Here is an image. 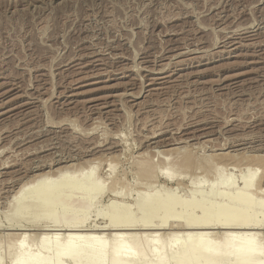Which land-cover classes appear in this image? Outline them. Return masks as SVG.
Masks as SVG:
<instances>
[{"label": "rangeland", "instance_id": "obj_1", "mask_svg": "<svg viewBox=\"0 0 264 264\" xmlns=\"http://www.w3.org/2000/svg\"><path fill=\"white\" fill-rule=\"evenodd\" d=\"M158 150L182 170L190 157L214 156L228 166L222 175L252 164L264 188V0H0V230L15 223V190L29 176L68 167L70 175L77 165L105 184L119 173L124 189L106 185L89 205L85 225L104 222L96 213L110 204L129 207L143 191L176 185L135 175V161L156 163ZM190 169L174 173L185 175L179 189L194 180ZM214 176L198 179L205 186ZM67 205L50 213L79 214ZM11 232L5 249L19 242ZM23 245L44 251L37 235ZM102 264L113 263L106 255Z\"/></svg>", "mask_w": 264, "mask_h": 264}, {"label": "bare ground", "instance_id": "obj_2", "mask_svg": "<svg viewBox=\"0 0 264 264\" xmlns=\"http://www.w3.org/2000/svg\"><path fill=\"white\" fill-rule=\"evenodd\" d=\"M158 151L156 154L159 155L168 156L171 154L170 148L165 149V152H161V154L160 151L164 150ZM159 155L158 158L161 159L156 160L157 164L153 158H138L139 161H135V165H137L135 175L141 176V182L142 180L151 182L160 176L168 183L175 182L176 185L167 187L161 184L163 189L157 190L163 191L161 195L159 194L161 192L156 194V192L149 193L148 191L146 193L149 194H143V191L140 193L141 196L134 197V202H136L132 205L135 209L132 205L124 207L112 203L109 205L107 213L101 211L96 213V216L101 215L103 220L104 218L106 220L90 226L85 224L88 219L89 205L95 196L99 195L106 185L111 187L112 194H117L123 188L118 180L119 177L116 176L119 173L116 174L113 164L110 165L112 173L114 171L116 175L113 174L118 179L114 177L113 183H111L112 179L109 180L111 177H108V180L111 181L107 180L108 184L102 180L103 177L96 181L98 178H94L92 170L86 172L79 165L71 170L70 175H68L69 170L67 169H70L68 167L54 170L53 173L44 171L29 176V181L21 184L15 190L13 198L17 200V203L15 210L11 213L16 218L15 223H12L14 220L10 221L8 227L0 230L2 232L0 233V264H3L2 262L5 264L6 253L11 256L8 259L9 261L11 259V264H62V262H73L75 256L77 257L88 250L89 252L81 258L82 260L77 259L80 261L75 260L72 264H102L106 255L113 264H194L193 260L197 258L203 260L216 258L219 260L216 264H264V188L261 183L254 182L258 168H254L252 164H245L241 168L237 163L238 165L233 164V167H230L231 170L234 168L236 173L233 171V173L222 175L224 168L228 166H223V162L214 160L213 155L211 161L210 159H203V161L201 158L192 161L195 158L190 157L189 166L184 165V169L192 168L190 169L193 173L192 176L196 175L194 173L196 169L199 174L203 175L196 177L198 181L195 180L194 175L195 181L192 178L191 183L187 182L190 186H182L189 187L184 190V188H179L184 185L183 179L187 171L185 172L183 169L184 177L183 173L182 175H180L181 173L174 174L179 170L183 171L181 169L183 166L178 165L179 158H177L176 165L173 164L175 158H172V161L171 159L164 160ZM186 156L184 162L185 158L182 156L180 164L189 161ZM258 166L260 168L262 165ZM262 170L264 169L262 168ZM262 172L264 173V171ZM124 173L123 176L126 175ZM209 173L215 176L212 177V181L209 180L211 182L205 187L203 186L205 181L201 182V179ZM123 176L120 177L121 180H123ZM262 176L264 177V174ZM198 177L201 178L200 181ZM156 180L158 179L154 180L155 183H151L155 187L159 182ZM238 180H241L240 184ZM149 182L147 185H151ZM122 183L124 184V182ZM132 185L131 183V187ZM158 185L160 188V184ZM141 186L140 188H143ZM155 187L146 186L153 190L157 189ZM128 189L126 188V192L131 190V188ZM126 192L123 194L125 195ZM184 192L189 194L185 195ZM70 203L76 205L74 210L79 211L78 215L66 218L62 213H60L61 215L57 212L50 213V210L52 212L56 210L54 209L55 205L68 206L67 204ZM65 206L61 207L60 211L70 208V206H68L69 208ZM46 213L48 214L46 215ZM46 216L52 218L55 223H48L50 219L46 222L44 220ZM31 217L38 221H31ZM41 219L43 221L40 223ZM39 224L42 225L39 228V233L35 235L41 241L44 251H35L31 247L23 245L27 238L35 236L30 233L32 231L30 227H38ZM3 226L0 224L1 228ZM8 231H17V234L14 232L11 234L17 235L14 236L18 237L19 242L17 245L12 244L14 246L5 249L2 247V243L5 240L4 237L9 236ZM47 241H50L49 245L45 244ZM166 251H172L178 255L186 253L188 258L183 260L180 259L181 257H174L173 260H169L166 257Z\"/></svg>", "mask_w": 264, "mask_h": 264}]
</instances>
